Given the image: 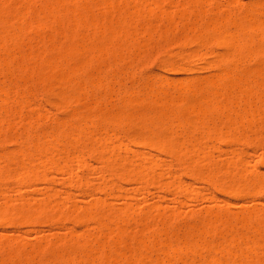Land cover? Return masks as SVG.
Here are the masks:
<instances>
[{
    "label": "rangeland",
    "instance_id": "1",
    "mask_svg": "<svg viewBox=\"0 0 264 264\" xmlns=\"http://www.w3.org/2000/svg\"><path fill=\"white\" fill-rule=\"evenodd\" d=\"M65 1L0 0V264H263L264 0Z\"/></svg>",
    "mask_w": 264,
    "mask_h": 264
},
{
    "label": "bare ground",
    "instance_id": "2",
    "mask_svg": "<svg viewBox=\"0 0 264 264\" xmlns=\"http://www.w3.org/2000/svg\"><path fill=\"white\" fill-rule=\"evenodd\" d=\"M30 1H31V0H30ZM64 1H65V0H64ZM68 1H69V0H68ZM75 1H78L77 4L80 2V0H75ZM75 1L72 2V5H73V3H74ZM82 1H83V0H82ZM94 1H95V0H94ZM108 1H110V0H108ZM134 1H135V0H134ZM141 1H142V0H141ZM141 1H140V3H141ZM143 1H144V0H143ZM50 2H51V1H50ZM65 2H66V1H65ZM88 2H89V1H88ZM91 2H92V0H91ZM106 2H107V1H106ZM106 2H105V3H106ZM256 2H257V1H256ZM69 3H70V2H69ZM75 3H76V2H75ZM102 3H103V2H102ZM107 3H108V2H107ZM114 3H116V2L114 1ZM152 3H156V1H152ZM47 4H48V3H47ZM67 4H68V3H67ZM80 4H81V3H80ZM108 4H109V3H108ZM117 4H118V3H117ZM134 4H135V2H134ZM262 4H263V3H262ZM60 5H61V4H60ZM64 5H66V3H65ZM69 5H71V4H69ZM81 5H82V4H81ZM105 5H106V4H105ZM110 5H111V4H110ZM110 5H109V6H110ZM132 5H133V4H132ZM139 5H142V4H138V6H139ZM144 5H145V6L147 5V0H146V2L144 1V4H143L142 6H144ZM154 5H155V7H154ZM199 5H200V4H199ZM46 6H47V5H46ZM49 6H50V5H49ZM61 6H62V5H61ZM61 6H60V7H61ZM67 6H68V5H67ZM127 6H128V5H127ZM135 6H136V5H135ZM150 6H151V5H149V6L147 5L146 13H147L150 9L153 10L152 7L150 8ZM156 6H157V7H156ZM189 6H190V5H189ZM195 6H196V5H195ZM258 6H261V5H257V7H258ZM63 7H64V6H63ZM63 7H61V8H63ZM71 7H72V6H71ZM76 7H79V8H80V6H77V5H76ZM81 7H83V6H81ZM100 7H101V6H100ZM103 7H104V6H102V9H103ZM121 7H122V6H121ZM130 7H132V6H130ZM140 7H141V6H140ZM148 7H149V8H148ZM153 7L158 9V8L161 7V6H159V4H153ZM26 8H27V7H26ZM52 8H53V6H52ZM52 8H51V9H52ZM58 8H59V6H58ZM58 8H57V9H58ZM89 8H90V7H89ZM108 8H109V7H108ZM111 8H112V7H111ZM128 8H129V7H128ZM135 8H136V7H135ZM195 8H196V7H195ZM69 9H70V8H69ZM92 9H93V8H92ZM112 9H113V8H112ZM122 9H123V8H122ZM133 9H134V7H133ZM144 9H145V7H144ZM159 9H160V8H159ZM159 9H158V10H159ZM25 10H26V9H25ZM104 10L107 11L105 7H104ZM255 10H256V9H255ZM255 10H254V11H255ZM54 11H55V10H54ZM59 11H61V10H59ZM72 11H73V10H72ZM138 11H141V10H138ZM144 11H145V10H144ZM161 11H162V10H161ZM161 11H160V12H161ZM200 11H201V10H200ZM262 11L264 12V10H262ZM262 11H261V12H262ZM56 12H57V11H56ZM61 12H63V11H61ZM87 12H88V11H86V13H87ZM149 12H150V11H149ZM158 12H159V11H158ZM215 12H216V11H215ZM144 13H145V12H144ZM146 13H145V15H146ZM180 13H181V12H180ZM200 13H201V12H200ZM256 13L258 14V13H260V11H259V12H256ZM59 14H60V13H59ZM61 14H62V13H61ZM72 14H73V13H72ZM77 14H78V13H77ZM77 14H76V15H77ZM84 14H85V13H84ZM148 14L151 15L150 13H148ZM148 14H147V17L149 16ZM164 14H165V13H164ZM174 14H175V13H174ZM254 14H255V12H254ZM55 15H56V14H55ZM69 15H70V14H69ZM86 15H87V14H86ZM86 15H84V16H86ZM90 15H91V14H90ZM92 15H93V14H92ZM195 15H196V14H195ZM224 15H225V14H224ZM57 16L59 17L60 15H57ZM62 16H64V15L62 14ZM84 16H83V17H84ZM131 16H132V15H131ZM133 16H134V14H133ZM174 16H176V15H174ZM201 16H202V15H201ZM257 16H258V15H257ZM259 16H260V14H259ZM262 16H263V15H262ZM70 17H72V16H70ZM70 17H69V18H70ZM87 17H88V15H87ZM135 17H137V16H135ZM135 17H133V18H135ZM253 17H255V16H253ZM263 17H264V16H263ZM164 18H165V17H164ZM223 18L226 20L225 17H223ZM229 18H230V17H229ZM250 18H251V17H250ZM255 18H256V17H255ZM45 19H46V18H45ZM60 19H63V18L60 17ZM65 19H66V18H64V20H65ZM89 19H90V18H89ZM97 19L99 20V18H96L95 20H97ZM165 19H166V18H165ZM192 19H193V18H192ZM218 19H219V18H218ZM224 19H222V20L225 21ZM245 19H246V17H245ZM247 19H248V18H247ZM247 19H246V20H247ZM259 19H260V18H259ZM78 20H79V19H78ZM227 20H229V19H227ZM227 20H226V21H227ZM250 20H251V19H250ZM254 20L256 21V19H254ZM254 20H251V22L254 21ZM71 21H72V20H71ZM75 21H76V20H75ZM75 21H74V22H75ZM173 21H174V20H173ZM184 21H185V20H184ZM240 21H241V20H240ZM50 22H51V21H50ZM67 22H68V21H67ZM80 22H81V21H80ZM80 22H78V25L80 24ZM96 22H97V21H96ZM101 22H102V21H101ZM105 22H106V20H105ZM110 22H111V21H110ZM154 22H155V21H154ZM206 22H207V21H206ZM214 22H216V21H214ZM227 22H228V21H227ZM257 22L259 23L258 20H257ZM260 22H261V21H260ZM70 23H71V22H70ZM72 23H73V22H72ZM157 23H158V22H157ZM170 23H171V22H170ZM208 23H209V22H208ZM228 23H229V22H228ZM233 23H234V22H233ZM247 23H248V22H247ZM96 24H98V22H97ZM181 24H183V23H181ZM194 24H195V23H194ZM253 24H255V23H253ZM261 24H262V23H261ZM261 24H260V25H261ZM75 25H76V22H75ZM81 25H82V24H81ZM89 25H90V24H89ZM100 25H101V24H100ZM149 25H150V24H149ZM170 25H171V24H170ZM249 25L251 26L252 24L249 23ZM257 25H258V24H257ZM262 25H263V24H262ZM24 26H25V24H24ZM79 26H80V25H79ZM131 26H132V25H131ZM168 26H169V23H168ZM213 26H214V24H213ZM221 26H222V25H221ZM223 26H225V25H223ZM239 26H240V25H239ZM250 26H249V27L246 26V27H248V28L250 29V28L252 27V26H251V27H250ZM253 26H254V25H253ZM263 26H264V25H263ZM68 27H69V26H68ZM140 27H141V26H140ZM159 27H160V26H159ZM233 27H234V26H233ZM246 27H245V28H246ZM104 28H105V27H104ZM115 28H116V27H115ZM129 28H130V27H129ZM210 28H211V27H210ZM238 28H239V27H238ZM252 28H253V27H252ZM252 28H251V29H252ZM260 28H261V27H260ZM260 28H258V29H260ZM98 29H99V28H98ZM117 29H118V28H117ZM117 29H116V30H117ZM223 29H224V28H223ZM105 30H106V28H105ZM114 30H115V29H114ZM118 30H119V29H118ZM132 30H133V29H132ZM144 30H145V29H143V31H144ZM149 30H150V29H149ZM152 30H153V29H152ZM154 30H156V28H155ZM177 30H178V29H177ZM228 30H229V29H228ZM243 30H244V29H243ZM243 30H242V31H243ZM254 30L256 31L255 27L251 30V33H253ZM261 30H262V29H261ZM25 31H26V30H25ZM108 31H109V30H108ZM110 31H111V30H110ZM122 31H123V30H122ZM136 31H137V30H136ZM138 31H139V30H138ZM138 31H137V32H138ZM201 31H202V30H201ZM212 31H213V30H212ZM244 31H245V30H244ZM244 31H243V34H244ZM255 31H254V32H255ZM111 32H112V31H111ZM130 32H131V31H130ZM148 32H149V31H148ZM217 32H218V31H217ZM230 32H231V31H230ZM240 32H241V31H240ZM11 33H12V32H11ZM79 33H80V32H79ZM108 33H109V32H108ZM112 33H113V32H112ZM139 33H140V32H139ZM165 33H166V32H165ZM204 33H205V32H204ZM215 33H216V31H215ZM234 33H235V31H234ZM245 33H246V32H245ZM115 34H116V33H115ZM118 34H119V33H118ZM232 34H233V33H232ZM237 34H238V33H237ZM241 34H242V33H241ZM261 34H262V33H261ZM113 35H114V34H113ZM211 35H212V34H211ZM217 35H218V33H217ZM217 35H216V36H217ZM227 35L229 36V35H231V34H228V33H227ZM247 35H248V34H247ZM115 36H116V35H115ZM141 36H142V35H141ZM147 36H148V34H147ZM213 36H214V33H213ZM231 36H233V35H231ZM231 36H229L228 38H230ZM242 36H243V35H242ZM69 37H70V36H69ZM112 37H113V36H112ZM116 37H117V36H116ZM116 37H115V38H116ZM148 37H149V36H148ZM197 37H198V36H197ZM214 37H215V36H214ZM217 37H218V36H217ZM236 37H237V36H236ZM255 37L259 38L258 35L255 36ZM178 38H179V37H178ZM212 38H213V37H212ZM222 38L224 39L225 37H224V36H222V37L219 36L218 39L215 37V40L217 39V41H218L219 39H222ZM233 38H234V36H233ZM241 38H242V37H241ZM247 38H250V37L248 36ZM252 38H253V37H252ZM120 39H121V38H120ZM131 39H132V38H131ZM201 39H202V38H201ZM206 39H207V37H206ZM225 39H227V37H226ZM259 39H260V38H259ZM109 40H111V39H109ZM113 40H114V43H116L114 38H113ZM117 40H118V39H117ZM162 40H164V38H163ZM167 40H168V39H167ZM198 40H199V39H198ZM203 40H204V39H203ZM203 40H201V41H203ZM248 40H250V39H247V42H248ZM253 40H254V39H253ZM257 40H258V39H257ZM260 40H261V39H260ZM169 41H170V40H169ZM217 41H216V42H217ZM18 42H19V41H18ZM196 42H197V41H196ZM219 42H220V40H219ZM242 42H243V41H242ZM197 43H198V42H197ZM221 43H222V41L220 42V44H221ZM256 43H258V42L256 41ZM225 44L227 45V43H225ZM236 44H237V43H236ZM247 44L249 45V43H247ZM259 44H260V42H259ZM129 45H130V44H129ZM142 45H143V44H142ZM142 45H141V46H142ZM148 45H149V44H148ZM217 45H218V44H217ZM221 45H223V43H222ZM238 45H240V44H237V46H238ZM242 45H243V44H242ZM244 45H245V44H244ZM255 45H256V44H255ZM117 46H118V44H117ZM227 46H229L230 48H233V47L236 46V45L233 46V44H232V45H229V44H228ZM227 46H226V47H227ZM231 46H233V47H231ZM68 47H69V46H68ZM94 47H95V46H94ZM97 47H98V46H97ZM224 47H225V45H224ZM245 47H246V46H245ZM104 48H105V47H104ZM125 48H126V47H125ZM136 48H137V47H136ZM141 48H142V47H141ZM241 48H242V47H240V49H241ZM248 48H249V47H248ZM251 48H252V47H251ZM96 49H97V48H96ZM145 49H146V48H145ZM238 49H239V48H238ZM260 49H262V48H260ZM260 49H259V50H260ZM100 50H101V49H100ZM100 50H98V51H100ZM124 50H126V49H124ZM252 50H253V49H252ZM98 51H97V52H98ZM101 51H102V50H101ZM122 51H123V50H122ZM230 51H231V50H230ZM230 51H229V52H230ZM232 51L234 52V49H233ZM236 51H237V50H236ZM239 51H241V50H239ZM239 51H238V52H239ZM243 51H244V50H243ZM243 51H242V52H243ZM249 51H250V50L248 49L247 52H249ZM253 51H254V50H253ZM257 51H258V50H257ZM120 52H121V51H119V54L122 53V52H121V53H120ZM133 52H134V51H133ZM245 52H246V51H245ZM254 52L257 53L256 51H254ZM254 52H253V53H254ZM54 53H55V52H54ZM99 53H100V52H99ZM103 53H104V50H103ZM117 53H118V52H117ZM209 53H210V52H209ZM227 53H228V52H227ZM236 53H237V52H236ZM236 53H235V54H236ZM93 54H94V53H93ZM228 54H229V53H228ZM233 54H234V53H233ZM237 54H238V53H237ZM243 54H244V53H243ZM245 54H246V53H245ZM247 54H248V53H247ZM257 54H259V52H258ZM257 54H255V56H256ZM133 55H134V54H133ZM226 55H227V54H226ZM251 55H252V54H251ZM101 56H102V55H101ZM117 56H120V55L117 54ZM227 56H228V55H227ZM235 56H237V55H235ZM242 56H243V55H242ZM232 57H234V55H233ZM54 58H55V57H54ZM240 58H242V57H240ZM116 59H117V58H116ZM118 59H119V58H118ZM35 60H36V59H35ZM231 60H232V59H231ZM231 60H229V61H231ZM39 61H40V60H39ZM47 61H48V60H47ZM122 61H123V60H122ZM236 61H237V60H236ZM239 61H240V60H239ZM25 62H26V60H25ZM232 62H233V60L231 61V63H232ZM237 62H238V61H237ZM102 63H103V62H102ZM118 63H119V62H118ZM231 63H230V64H231ZM233 63H235V62H233ZM5 64H6V63H5ZM77 64H78V63H77ZM103 64H104V63H103ZM230 64H229V65H230ZM3 65H4V64H3ZM229 65H228V66H229ZM59 66H60V65H59ZM20 67H21V66H20ZM20 67H19V68H20ZM50 67H51V66H50ZM229 67H230V66H229ZM234 68H235V67H234ZM231 69H232V67H231ZM76 70H79V69H76ZM28 71H29V70H28ZM70 71H72V70H70ZM79 71H80V70H79ZM230 71H232V70H230ZM241 71H242V70H241ZM258 71H259V70H258ZM254 72H255V71H254ZM37 73H38V72H37ZM72 73H73V72H72ZM123 73H124V72H123ZM250 73H251V72H250ZM253 74H254V73H253ZM255 74H256V73H255ZM23 75H24V74H23ZM66 75H67V74H66ZM86 75H87V74H86ZM226 75H228V74H226ZM256 75H257V74H256ZM256 75H255V76H256ZM55 76H56V75H55ZM253 76H254V75H253ZM257 76H258V75H257ZM64 77H65V75H64ZM67 77H68V76H67ZM219 77H220V76H219ZM221 77H222V76H221ZM52 78H54V77H52ZM222 78H223V77H222ZM224 78H225V77H224ZM236 78H237V77H236ZM261 78L263 79L262 76H260V80H261ZM61 79H62V78H60V80H61ZM63 79L68 80V83H70V82H69L70 79H66V78H63ZM63 79H62V80H63ZM249 79H250V78H249ZM251 79H252V78H251ZM254 79H255V78H254ZM254 79H253V80H254ZM257 79H258V78H257ZM65 80H64V82H65ZM253 80H252V81H253ZM58 81H59V80H58ZM70 81H71V80H70ZM207 81H208V80H207ZM215 81H216V80H215ZM236 81H237V80H236ZM208 82H209V81H208ZM211 82H213V80H212V81L210 80L209 84H210ZM247 82H248V81H247ZM255 82H256V81H255ZM90 83H91V82H90ZM249 83H250V82H249ZM261 83H262V81L260 82V84H261ZM65 84H67V83H64V85H65ZM209 84H208V85H209ZM214 84H215V83H214ZM214 84H213V85H214ZM217 84H218V83H217ZM251 84H252V83H251ZM254 84H257V83H254ZM74 85H75V84H74ZM77 85H78V84H77ZM211 85H212V84H211ZM213 85H212V86H213ZM215 85H216V84H215ZM218 85H219V84H218ZM258 85H259V83L257 84V86H258ZM95 86H96V85H95ZM102 86H103V85H102ZM219 86H220V85H219ZM230 86H231V85H230ZM245 86H246V85H245ZM247 86H248V85H247ZM247 86H246V87H247ZM78 87H79V85H78ZM78 87H76V89H78ZM214 87H215V86H214ZM226 87H227V86H226ZM238 87H239V86H238ZM49 88H50V86H49ZM70 88H71V86H70ZM79 88H81V87H79ZM196 88H198V87H196ZM219 88H220V87H219ZM241 88H242V87H241ZM256 88H257V87H256ZM258 88H259V87H258ZM261 88H262V90H263V87H261ZM15 89H16V88H15ZM217 89H218V88H217ZM217 89H216V90H217ZM78 90H79V89H78ZM218 90H219V89H218ZM225 90H226V89H225ZM238 90H239V89H238ZM238 90H237V91H238ZM252 90H253V89H252ZM207 91H208V90H207ZM210 91H212V90L210 89ZM213 91H215V90H213ZM213 91H212V92H213ZM229 91H230V90H229ZM248 91L250 92L249 89H248ZM254 91H255V93L257 92L256 90H254ZM260 91H261V90H260ZM260 91H258V92L260 93ZM28 92H29V91H28ZM64 92H65V91H64ZM71 92H72V91H71ZM75 92H76V91H75ZM80 92H81V91H80ZM191 92H192V90H191ZM191 92H190V93H191ZM215 92H216V91H215ZM219 92H220V91H219ZM224 92H226V91H224ZM240 92L243 93L242 91H240ZM18 93H19V92H18ZM77 93H79V92H77ZM216 93H217V92H216ZM250 93H251V92H250ZM252 93H253V92H252ZM259 93H258V95H259ZM262 93H264V92H262ZM16 94H17V93H16ZM114 94H115V93H114ZM153 94H154V93H153ZM153 94H152V95H153ZM192 94H193V93H192ZM213 94H214V93H213ZM217 94H219V93H217ZM217 94H216V95H217ZM243 94H244V93H243ZM256 94H257V93H256ZM69 95H70V93H69ZM71 95H72V94H71ZM155 95H156V94H155ZM183 95H184V94H183ZM214 95H215V94H214ZM214 95H212V96H214ZM249 95H250V94H248V96H249ZM2 96H3V95H2ZM62 96H65V95H62ZM75 96H76V94H75ZM75 96H74V98H75ZM235 96H236V95H235ZM244 96H245V95H244ZM246 96H247V95H246ZM250 96H251V95H250ZM255 96H256V95H255ZM255 96H254V97H255ZM259 96H262V94H260ZM24 97H25V96H24ZM60 97H61V96H60ZM68 97H69V96H68ZM72 97H73V96H72ZM154 97H156V96H154ZM177 97H178V96H177ZM206 97H207V96H206ZM209 97H211V95H210ZM214 97H215V96H214ZM214 97H213V98H214ZM252 97H253V96H252ZM257 97H258V96H257ZM8 98H9V97H8ZM63 98H64V97H63ZM65 98H67V97H65ZM65 98H64V101H65ZM138 98H139V97H138ZM199 98H200V97H199ZM207 98H208V97H207ZM207 98H206V99H207ZM211 98H212V97H211ZM213 98H212V101H213ZM255 98H256V97H255ZM263 98H264V96H263ZM67 99H68V98H67ZM163 99H164V98H163ZM167 99H168V98H167ZM176 99H177V98H176ZM176 99H174V100H176ZM181 99H182V98H181ZM222 99H223V98H222ZM236 99H237V98H236ZM238 99H239V98H238ZM238 99H237V100H238ZM252 99H253V98H252ZM252 99H251V100H252ZM68 100H70V99H68ZM165 100H166V98H165ZM165 100H164V101H165ZM195 100L198 101L197 99H195ZM195 100H194V101H195ZM201 100H202V99H201ZM207 100L209 101V100H211V99L209 98V99H207ZM215 100H216V98H215ZM217 100H218V99H217ZM231 100H232V99H231ZM239 100H240V99H239ZM256 100H257V99H256ZM190 101H191V100H190ZM205 101H206V100H205ZM205 101H203V102H205ZM260 101H261V100L259 99V102H260ZM263 101H264V100H263ZM4 102H5V101H4ZM65 102H66V101H65ZM65 102H64V103H65ZM172 102H173V104H174V101H173V100H172ZM179 102H180V100H179ZM181 102H182V100H181ZM199 102H200V101H199ZM210 102H211V101H210ZM210 102H209V103H210ZM215 102H216V101H215ZM225 102H226V99H225ZM227 102H230V100L227 101ZM235 102H236V101H235ZM250 102H252V101H250ZM106 103H107V102H106ZM153 103H155V101H154ZM164 103H165V102H164ZM169 103H171V102H169ZM169 103H168V104H169ZM194 103H196V102H194ZM200 103H201V102H200ZM206 103H207V102H206ZM218 103H219V102H218ZM218 103H216V104L218 105ZM253 103H255V102H253ZM13 104H14V103H13ZM129 104H130V101H129ZM137 104H138V103H137ZM155 104H156V103H155ZM165 104H167V102H166ZM184 104H185V100H184ZM207 104H208V103H207ZM207 104H206V105H207ZM210 104H212V103H210ZM234 104H235V103H234ZM258 104H259V103H258ZM175 105H176V104H175ZM204 105H205V104H203V106H204ZM231 105H232V104H231ZM251 105H252V104H251ZM254 105H255V104H254ZM262 105H263V104H262ZM17 106H18V105H17ZM123 106H124V105H123ZM165 106H166V105H164L163 107H165ZM201 106H202V105H201ZM214 106L216 107V105H214ZM214 106H213V107H214ZM235 106H237V105H235ZM239 106H240V105H239ZM242 106H243V105H242ZM151 107H152V106H151ZM151 107H150V108H151ZM194 107H195V106H194ZM206 107H207V106H206ZM215 107H214V108H215ZM218 107H219V106H218ZM218 107H217V109H218ZM251 107H252V106H251ZM257 107H259V109H260V106H257ZM257 107H256V108H257ZM154 108H155V107H154ZM173 108H175V107H173ZM183 108H184V106H183ZM192 108H193V107H192ZM199 108H200V107H199ZM243 108H244V107H243ZM253 108H255V107H253ZM126 109H127V108H126ZM147 109H148V108H147ZM165 109H167V107H166ZM169 109H170V108H169ZM193 109H194V108H193ZM193 109L191 110V108H190L191 111L195 112ZM197 109H198V108H197ZM200 109H201V108H200ZM200 109H198V110L200 111ZM202 109H204V108H202ZM228 109L230 110V107H229ZM231 109H232V108H231ZM237 109H238V108H237ZM175 110H177V109H175ZM186 110H187V109H185L184 112H186ZM198 110H196V112H195L196 114H197V112H199ZM208 110H209V108H208ZM208 110H207V111H208ZM244 110H245V109H243L242 114L244 113ZM14 111H15V110H14ZM170 111H171V110H170ZM182 111H183V110H182ZM187 111H188V110H187ZM211 111H212V110H211ZM218 111H219V110H218ZM230 111H231V110H230ZM252 111H253V109H252ZM256 111H257V110H256ZM166 112H167V111H166ZM168 112H169V111H168ZM171 112H173V111H171ZM193 112H192V114H193ZM201 112H202V113H200L201 115L206 114V113H205V109H204V111L202 110ZM212 112H213V111H212ZM231 112H232V111H231ZM9 113H10V112H9ZM159 113H163V112H159ZM188 113H189V112H188ZM207 113H208V112H207ZM252 113H253V112H252ZM86 114H87V113H86ZM139 114H140V113H139ZM154 114H156V113H154ZM184 114H185V113H184ZM220 114H221V113H220ZM237 114H238V113H237ZM244 114H245V113H244ZM244 114H243V115H244ZM158 115H159V114H158ZM158 115H157V116H158ZM161 115H162V114H161ZM177 115H178V114H177ZM181 115H183V114L181 113ZM201 115H200V116H201ZM207 115H208V114H207ZM263 115H264V114H263ZM16 116H17V115H16ZM144 116H145V115H144ZM155 116H156V115H155ZM168 116H169V115H168ZM170 116H171V115H170ZM174 116H176V115H174ZM185 116H186V115H185ZM187 116H188V114H187ZM197 116H199V114H198ZM204 116H205V115H204ZM237 116H238V115H237ZM246 116H247V114H246ZM253 116H254V115H253ZM8 117H9V116H8ZM118 117H119V116H118ZM134 117H135V116H134ZM164 117H165V116H164ZM164 117H163V119H164ZM193 117H196V116L193 115ZM213 117H214V116H213ZM239 117H240V116H239ZM241 117H242V116H241ZM244 117H245V116H244ZM136 118H137V117H136ZM153 118H154V117H153ZM157 118H158V117H157ZM178 118H179V116H178ZM190 118H191V117H190ZM226 118H227V117H226ZM226 118H225V119H226ZM245 118H246V117H245ZM260 118H261V117H260ZM166 119H167V118H166ZM169 119H170V118H169ZM169 119H168V120H169ZM183 119H184V118H183ZM195 119H196V118H195ZM201 119H202V118H201ZM228 119H229V117H228L226 120H228ZM232 119H233V118H231V120H232ZM237 119H238V118H237ZM261 119H262V118H261ZM158 120H159V118H158ZM158 120H157V121H158ZM161 120H162V119H161ZM174 120H175V119H174ZM190 120H191V119H190ZM192 120H193V119H192ZM197 120H198V119H197ZM205 120H206V119H205ZM216 120H217V119H216ZM233 120H234V119H233ZM5 121H6V120H5ZM165 121H167V120H165ZM183 121H184V120H183ZM185 121L187 122L188 120H185ZM211 121H212V120H211ZM241 121H243V120L241 119ZM241 121H239V124H241ZM260 121H261V120H260ZM122 122H123V121H122ZM126 122H127V121H126ZM139 122H140V121H139ZM155 122H156V119H155ZM235 122H236V119H235ZM243 122H244V121H243ZM262 122H263V121H262ZM162 123H163V122H162ZM165 123H166V122H165ZM196 123H198V122H196ZM228 123H229V122H228ZM230 123H231V122H230ZM230 123H229V124H230ZM246 123H248V122H247V119H246ZM249 123H250V122H249ZM249 123H248V124H249ZM152 124H153V123H152ZM157 124H158V123H157ZM163 124H164V123H163ZM181 124H182V123H181ZM181 124H180V125H181ZM248 124H247V125H248ZM262 124H263V123H262ZM169 125H170V124H169ZM194 125H195V124H194ZM231 125H232V124H231ZM237 125H238V124H237ZM237 125H235V126H237ZM84 126H86V125H84ZM158 126H159V125H158ZM241 126H242V125H241ZM31 127H32V126H31ZM80 127H81V126H80ZM138 127H139V126H138ZM159 127H161V126H159ZM162 127H163V126H162ZM165 127H166V126H165ZM237 127H238V126H237ZM222 128H223V127H222ZM224 128H226V127H224ZM235 128H236V127H235ZM235 128H232V129H235ZM248 128H249V127H248ZM74 129H75V128H74ZM76 129H77V128H76ZM146 129H147V128H146ZM229 129H230V131H231V128H229ZM229 129H228V130H229ZM237 129H238V128H237ZM149 130H150V129H149ZM164 130H165V129H164ZM196 130H197V129H196ZM208 130H209V128H208ZM2 131H3V130H2ZM78 131H79V130H78ZM78 131H76V132H78ZM82 131H83V130H82ZM165 131H166V130H165ZM232 131L235 132V130H232ZM236 131H237V130H236ZM248 131H250V128H249ZM152 132H153V131H152ZM212 132H213V131H212ZM49 133H50V132H49ZM61 133H62V132H61ZM169 133H170V132H169ZM241 133H242V132H241ZM73 134H74V133H73ZM138 134H139V133H138ZM225 134H226V133H225ZM225 134H224V135H225ZM231 134H232V133H231ZM32 135H33V134H32ZM116 135H117V134H116ZM135 135H136V134H135ZM144 135H145V134H144ZM152 135H153V134H152ZM161 135H162V134H161ZM255 135H256V134H255ZM138 136H139V135H138ZM164 136H165V135H163L162 137H164ZM166 136H167V135H166ZM169 136H170V135H169ZM172 136H173V135H172ZM225 136H226V135H225ZM225 136H224V137H225ZM233 136H234V135H233ZM60 137H61V136H60ZM72 137H73V136H72ZM113 137H114V136H113ZM145 137H146V136H145ZM150 137H152V136H150ZM154 137H155V136H154ZM159 137H160V136H159ZM167 137H168V136H167ZM174 137H176V136H173V138H174ZM200 137H201V136H200ZM244 137H245V136H244ZM74 138H76V137H74ZM138 138H139V137H138ZM140 138H141V137H140ZM156 138H157V137H156ZM164 138H165V137H164ZM164 138H163V139H164ZM222 138H223V137H222ZM141 139H142V138H141ZM145 139H146V138H145ZM159 139H160V138H159ZM159 139H158V141H159ZM163 139H162V140H163ZM201 139H202V138H200V140H201ZM233 139H234V138H233ZM153 140H154L155 142L157 141V140H155V138H154ZM162 140H161V141H162ZM167 140H168V139H167ZM194 140H195V139H194ZM223 140H224V139H223ZM226 140H227V139H226ZM142 141H143V140H142ZM151 141H152V140H150V142H151ZM154 141H152V144L154 143ZM163 141H164V140H163ZM173 141H174V140H173ZM181 141H182V140H181ZM224 141H225V140H224ZM235 141H236V140H235ZM164 142H165V141H164ZM175 142H176V141H175ZM190 142H191V141H190ZM156 143H157V142H156ZM159 143H160V142H159ZM159 143H158V147H159V145H160ZM165 143H167V141H166ZM165 143H164V144H165ZM169 143H170V142H169ZM172 143H174V142H172ZM198 143H199V142H198ZM36 144H37V143H36ZM145 144H146V143H145ZM164 144H163V145H164ZM174 144H175V143H174ZM178 144H179V143H178ZM156 145H157V144H156ZM161 145H162V144H161ZM182 145H183V144H181V147H182ZM46 146H47V145H46ZM164 146H165V145H164ZM169 146H170V144H169ZM169 146L166 145L165 148H167V147L169 148ZM24 147H26V146H24ZM32 147H33V146H32ZM160 147H161V146H160ZM160 147H159V148H160ZM190 147H191V144H190ZM202 147H203V146H202ZM204 147H205V146H204ZM204 147H203V148H204ZM171 148H172V147H171ZM173 148H174V146H173ZM176 148H178V146L175 147L174 149L176 150ZM199 148H200V147H199ZM208 148H209V147H208ZM32 149H33V148H32ZM74 149H75V148H74ZM97 149H98V148H97ZM108 149H109V148H108ZM161 149H162V148H161ZM178 149H179V148H178ZM188 149H189V148H188ZM188 149H186L187 152H188ZM192 149H193V148H192ZM33 150H34V149H33ZM113 150H114V149H113ZM162 150H164V148H163ZM194 150H195V149H194ZM196 150H197V149H196ZM208 150H209V149H208ZM97 151H98V150H97ZM99 151H100V150H99ZM167 151H168V150H167ZM179 151H180V150H179ZM199 151H200V150H198V152H199ZM105 152H106V151H105ZM173 152H174V151H173ZM94 153H95V152H94ZM94 153H93V154H94ZM183 153H185V152H183ZM192 153H193V152H192ZM171 154H172V153H171ZM175 154H176V153H175ZM175 154H172V155H174V157H175L176 155H177V157H179L178 154H176V155H175ZM179 154H181V153H179ZM185 154H186V153H185ZM183 155H184V154H183ZM183 155H182V156H183ZM197 155H198V154H197ZM26 156H27V155H26ZM71 156H72V155H71ZM80 156H81V155H80ZM46 157H47V156H46ZM73 157H75V156H73ZM78 157H79V156H78ZM103 157H104V156H103ZM180 157H181V156H180ZM184 157H185V156H184ZM206 157H208V156H206ZM70 158H71V157H70ZM97 158H98V157H97ZM199 158H200V157H199ZM199 158H198V159H199ZM203 158H204V157H203ZM47 159H48V158H47ZM102 159H103V158H102ZM176 159H177V158H176ZM179 159H180V158H179ZM189 159H190V157L188 158V160H189ZM177 160H178V159H177ZM177 160H176V161H177ZM190 160H191V159H190ZM192 160H193V158H192ZM207 160H208V159H207ZM207 160H206V161H207ZM48 161H49V160H48ZM51 161H52V160H51ZM69 161H70V160H69ZM229 161H231V159H230ZM25 162H26V161H25ZM25 162H23V163L25 164ZM64 162H65V161H64ZM79 162H80V160H79ZM115 162H116V161H115ZM138 162H139V161H138ZM198 162H199V160H198ZM207 162H208V161H207ZM20 163H21V162H20ZM23 163H22V164H23ZM51 163H52V162H51ZM65 163H66V162H65ZM76 163H77V161H76ZM225 163H226V162H225ZM149 164H150V163H149ZM227 164H229V163H227ZM232 164H233V163H231V165H232ZM30 165H31V164H30ZM110 165H111V164H110ZM138 165H139V164H138ZM150 165H151V164H150ZM210 165H211V164H210ZM43 166H44V164H43ZM48 166H49V165H48ZM53 166H54V165H53ZM211 166H212V165H211ZM221 166H222V165H221ZM19 167H20V166H19ZM37 167H38V166H37ZM37 167H36V168H37ZM130 167H131V166H130ZM203 167H204V166H203ZM23 168H24V167H23ZM25 168H26V167H25ZM47 168H48V167H47ZM57 168H58V167H57ZM60 168H61V167H60ZM70 168H71V166H70ZM117 168H118V167H117ZM144 168H145V167H144ZM149 168H150V167H149ZM214 168H215V167H214ZM218 168H219V167H218ZM221 168H223V166H222ZM48 169H49V168H48ZM153 169H154V168H153ZM19 170H20V169H19ZM23 170H24V169H23ZM34 170H35V169H34ZM139 170L141 171V170H143V169H139ZM215 170H216V168H215ZM222 170H223V169H222ZM239 170L241 171V169H239ZM21 171H22V170H21ZM109 171H110V170H109ZM143 171H144V170H143ZM188 171H189V170H188ZM25 172H26V171H25ZM26 173H27V172H26ZM42 173H43V172H42ZM42 173H41V174H42ZM125 173H126V172H125ZM140 173H141V172H140ZM140 173L138 172L137 174H140ZM150 173H151V172H150ZM201 173H203V172H201ZM221 173H222V172H221ZM236 173H237V172H236ZM21 174H24V173L21 172ZM65 174H66V173H65ZM134 174H135V172H134ZM137 174H136V175H137ZM24 175H25V174H24ZM142 175H143V174H142ZM142 175H141V176H142ZM151 175H152V173H151ZM210 175H211V174H210ZM242 175H243V174H242ZM132 176H133V175H132ZM134 176H135V175H134ZM137 176H139V175H137ZM141 176H140V178H142V180H143L144 178H143V176H142V177H141ZM206 176H207V175H206ZM211 176H212V175H211ZM4 177H5V175H4ZM20 177H21V176H20ZM135 177H136V176H135ZM212 177H213V176H212ZM237 177H238V178H241L240 173H239V176H237ZM22 178H23V177H22ZM124 178H125V177H124ZM146 178H147V177H146ZM41 179H42V177H41ZM134 179H135V178H134ZM152 179H154V178H152ZM135 180H137V179H135ZM139 180H140V179H139ZM200 180H201V179H200ZM211 180H212V179H211ZM232 180H233V178H232ZM241 180H242V179H241ZM249 180H250V179H249ZM257 180H258V179H257ZM33 181H34V180H33ZM143 181H144V180H143ZM207 181H208V180H207ZM242 181H243V180H242ZM0 182H1V181H0ZM151 182H152V181H151ZM153 182H155V181H153ZM233 182H234V181H233ZM262 182H264V180H263ZM172 183H173V182H172ZM228 183H229V182H228ZM236 183L238 184L237 186H235ZM236 183H235V185L232 186V188L234 187L233 189L230 188V191H233V190L235 189V187H236V189H237V187H238V190H236V191L234 190V191H233V192L235 193L234 196H236V193L239 192V190L242 188L241 185H240V187H239V184H242V186L245 185V184H243L241 181H240V183H238V182H236ZM250 183H251V182H250ZM152 184H153V183H152ZM169 184H170V183H169ZM253 184H254V183H253ZM256 184H257V183H256ZM263 185H264V183H263ZM258 186H259V185H258ZM261 186H262V185H261ZM261 186H259V189H260ZM175 187H176V186H175ZM243 187H244V186H243ZM252 187H253V186H252ZM171 188H172V187H171ZM173 188H174V187H173ZM244 189H245V187H244ZM259 189H258V190H259ZM99 190H100V189H99ZM224 190H225V189H224ZM242 190H243V188H242ZM242 190H240V192H242ZM261 190H262V189H261ZM105 191H106V190H105ZM243 191H244V190H243ZM3 192H4V191H3ZM228 193H229V188H228ZM243 193H244V192H242V193H240V194L238 193V196L242 195ZM232 194H233V193H232ZM232 194H231V195H232ZM0 195H2V194H0ZM250 195H251V193H250ZM240 197H242V196H240ZM3 199H4V198H3ZM6 199H7V198H6ZM46 199H47V198H46ZM12 200H13V199H12ZM49 201H50V200H49ZM95 201H96V200H95ZM2 203H4V201H3ZM46 203H47V201H46ZM46 203H44V204H46ZM98 203H100V202H98ZM103 203H104V202H103ZM5 204H6V203H5ZM5 204H4V205H5ZM51 204H52V203H51ZM94 204H95V203H94ZM5 206H6V205H5ZM50 206H51V205H50ZM94 206H95V205H94ZM7 207H8V206H7ZM34 207H35V206H34ZM34 207H33V208H34ZM33 208H32V209H33ZM46 208H47V206H46ZM94 208H95V207H94ZM129 208H131L130 205H129ZM129 208H128V209H129ZM40 209H41V208H40ZM43 209H44V207H43ZM131 209H132V208H131ZM46 210H47V209H46ZM3 211H4V210H3ZM3 211L1 210L0 212L2 213ZM9 211H10V210H9ZM42 211H43V210H42ZM12 213H13V212H12ZM96 213H97V212H96ZM29 214H30V213H29ZM104 214H105V213H104ZM0 215L2 216V214H0ZM1 216H0V217H1ZM22 216H23V215H22ZM120 216H121V215H120ZM2 217H3V216H2ZM4 217H5V216H4ZM4 217H3V218H4ZM12 217H13V216H12ZM20 217H21V216H20ZM261 217H263V216H261ZM70 218H71V217H70ZM78 218H79V217H78ZM106 218H107V217H106ZM249 218H250V217H249ZM1 219H2V218H0V220H1ZM75 219H76V218H75ZM219 219H220V218H219ZM241 219H242V218H241ZM3 220H4V219H3ZM3 220H1V221H3ZM5 220H6V218H5ZM5 220H4V221H5ZM95 220H96V218H95ZM109 220H110V219H109ZM245 220H246V219H245ZM247 220H248V219H247ZM1 221H0V222H1ZM228 221H229V220H228ZM263 221H264V220H263ZM220 222H221V221H220ZM4 223H5V222H4ZM226 223H227V222H226ZM257 224H258V223H257ZM263 224H264V223H263ZM99 225H100V224H99ZM213 225H214V224H213ZM213 225H212V227H213ZM240 225H241V224H240ZM251 225H252V224H251ZM251 225H250V227H251ZM204 226H205V224H204ZM210 226H211V225H210ZM221 226H223V225H221ZM260 226H261V225H259V227H260ZM206 227H207V226H206ZM160 228H161V227H160ZM215 228H216V227H215ZM224 228H225V227H224ZM202 229H203V228H202ZM211 229H212V228H211ZM211 229H210V230H211ZM235 229H236V228H235ZM253 229H254V228H253ZM220 230H221V228H220ZM237 230H238V229H237ZM256 230H257V229H255V231H256ZM117 231H118V230H117ZM119 231H120V230H119ZM140 231H141V230H140ZM230 231H231V230H230ZM206 232H207V231H206ZM215 232H216V231H215ZM217 232H218V231H217ZM110 233H111V231H110ZM189 234H190V233H189ZM210 234H211V233H210ZM217 234H219V233H217ZM237 234H238V233H237ZM258 234H259V233H258ZM206 235H207V234H206ZM229 235H230V234H229ZM151 236H152V235H151ZM184 236H185V235H184ZM187 236H188V235H187ZM238 236H239V235H238ZM240 236H241V235H240ZM133 238H134V237H133ZM191 238H192V237H191ZM199 238H201V237L199 236V237H198V240H200ZM231 238H232V237H231ZM176 239H177V238H176ZM186 239H187V241H188V238H186ZM223 239H224V238H223ZM225 239H226V238H225ZM225 239H224V240H225ZM241 239H242V238H241ZM184 240H185V238L183 239V241H184ZM203 240H204V239H203ZM226 240H227V239H226ZM246 240H247V239H246ZM260 240H261V239H260ZM140 241H141V240H140ZM140 241H138V242H136V243L141 244ZM151 241H152V240H151ZM179 241H180V240H179ZM191 241H193V240H191ZM233 241H234V238H233V240H232V244L234 243ZM256 241H257V240H256ZM258 241H259V240H258ZM258 241H257V244H258ZM261 241H262V240H261ZM263 241H264V240H263ZM163 242H164V241H163ZM180 242H181V241H180ZM184 242H185V241H184ZM189 242H190V241H189ZM147 243H148V242H147ZM151 243H152V242H151ZM174 243H175V242H174ZM185 243H186V242H185ZM195 243H196V242H195ZM199 243H200V242H199ZM202 243H203V242H202ZM215 243H216V241H215ZM252 243H253V242H252ZM255 243H256V242H255ZM260 243H261V242H260ZM190 244H191V243H190ZM203 244H204V243H203ZM203 244H202V245H203ZM249 244H250V243H249ZM249 244L247 243V245H249ZM262 244H263V243H262ZM97 245H98V244H97ZM136 245H137V244H136ZM171 245H172V244H171ZM205 245H207V244H205ZM217 245H218V244H217ZM241 245H243V244H241ZM255 245H256V244H255ZM151 246H152V245H151ZM249 246H250V245H249ZM249 246H248V248H249ZM152 247H153V246H152ZM177 247H178V246H177ZM177 247H176V248H177ZM181 247H182V246H181ZM188 247H189V246H188ZM225 247H226V246H225ZM256 247L258 248L259 245L256 246ZM86 248H87V247H86ZM183 248H184V247H183ZM186 248H187V247H186ZM220 248H221V247H220ZM233 248H234V246H233ZM233 248H232V249H233ZM246 248H247V246H246ZM252 248H253V247H252ZM260 248H261V245H260ZM84 249H85V248H84ZM166 249H167V248H166ZM173 249H174V248H173ZM180 249H181V248H180ZM184 249H185V248H184ZM241 249H243V248H241ZM133 250H134V249H133ZM142 250H143V249H142ZM170 250H171V249H170ZM204 250H205V249H204ZM228 250H229V249H228ZM235 250H236V248H235ZM249 250H250V248H249ZM251 250H252V249H251ZM146 251H147V250H146ZM160 251H161V250H160ZM171 251H172V250H171ZM185 251H186V250H185ZM214 251H216V250H214ZM214 251H213V252H214ZM220 251H221V250H220ZM222 251H223V250H222ZM222 251H221V252H222ZM245 251H246V250H245ZM258 251H259V250H258ZM133 252H135V250H134ZM138 252H139V251H138ZM173 252H175V251L173 250ZM181 252H182V251H181ZM199 252H200V251H199ZM205 252H206V251H205ZM216 252H217V251H216ZM225 252H227V250H226ZM260 252H261V251H260ZM129 253H130V252H129ZM166 253H167V252H166ZM247 253H249V252H247ZM227 254H228V253H227ZM245 254H246V253H245ZM140 255H142V254L140 253ZM163 255H164V252H163ZM199 255H200V254H199ZM232 255H233V254H232ZM221 256H222V255H221ZM230 256H231V255H230ZM230 256H229V258H230ZM246 256H247V254H246ZM254 256H255V254H254ZM134 257H135V256H134ZM172 257H173V256H172ZM178 257H179V256H178ZM244 257H245V256H244ZM249 257H250V255H249ZM259 257H260V256H259ZM259 257H257V259H258ZM68 258H69V257H68ZM250 258H251V257H250ZM62 259H65V258L62 257ZM85 259H86V258H85ZM113 259H114V258H113ZM137 259H138V258H137ZM147 259H148V257H147ZM190 259H191V258H190ZM233 259H234V258H233ZM243 259H244V258H243ZM246 259H247V258H246ZM246 259H245V260H246ZM255 259H256V258H255ZM212 260H214V259H212ZM245 260H244V261H245ZM82 261H83V260H82ZM142 261H143V260H142ZM167 261H168V260H167ZM232 261H233V260H231V262H232ZM249 261H250L249 263L252 262L251 260H249ZM257 261H258V260H257ZM78 262H79V261H78ZM227 263H228V262H227ZM239 263H240V262H239ZM244 263H245V262H244ZM249 263H248V264H249ZM219 264H220V263H219ZM224 264H225V263H224ZM258 264H260L259 261H258ZM263 264H264V263H263Z\"/></svg>",
    "mask_w": 264,
    "mask_h": 264
}]
</instances>
